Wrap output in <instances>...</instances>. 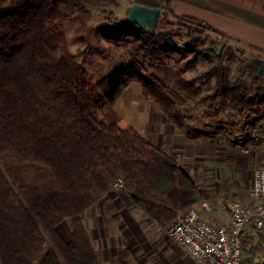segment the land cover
<instances>
[{"label": "trees", "instance_id": "1", "mask_svg": "<svg viewBox=\"0 0 264 264\" xmlns=\"http://www.w3.org/2000/svg\"><path fill=\"white\" fill-rule=\"evenodd\" d=\"M71 1L0 0V264H100L83 217L118 180L132 203L161 229L199 198L191 175L129 125L116 107L121 92L137 81L169 123L196 139L173 103V97L181 99L141 67L127 65L93 81L66 42L58 41ZM116 1L90 0L95 7ZM163 8L157 28L186 30L187 44H174L170 32L131 21L113 24L109 39L129 43L133 53L156 67L171 55L197 54L206 31L228 36L207 20L177 15L170 0ZM166 14L194 20L195 28L172 24ZM214 58L199 75L204 80L212 76L214 86L199 102L222 101L248 117L244 126L250 127L254 107H260L255 121L263 118V88L230 80L224 63L234 58L231 52L220 51ZM176 84L185 97L200 92L186 79ZM260 131L264 134V125ZM64 220L72 225L68 240L57 229ZM241 248H246L244 239ZM254 251L248 253L249 262L242 256L241 264H257ZM128 255L121 250L118 263L131 264Z\"/></svg>", "mask_w": 264, "mask_h": 264}, {"label": "rangeland", "instance_id": "2", "mask_svg": "<svg viewBox=\"0 0 264 264\" xmlns=\"http://www.w3.org/2000/svg\"><path fill=\"white\" fill-rule=\"evenodd\" d=\"M76 1L72 0L67 5L68 17L63 21V36L58 40L59 43L66 42L93 81L103 78L115 69L131 65L135 68L141 67L144 74L155 77L175 92L181 100L175 101L172 96L173 103L181 113L183 122L203 140L202 143L199 142L197 152L196 149L188 151L192 155L189 154L190 158L183 160V166L194 180L199 196L189 208H195L210 223H225L232 204L250 203L249 191L253 173L264 164V134L260 131V126L264 125V115L262 119L255 121V111L260 110V107H254V112H249L251 116H255L251 119L254 124L246 127L244 119L248 117L223 106L222 101L199 102L204 95L211 93L215 83L212 76L204 80L199 75L206 71L209 61H215L214 54L220 51L225 54L231 52L234 58L227 59L224 63L230 80L243 79L247 86L261 87L264 90V86L258 85L260 82L255 74L245 72L244 53L248 41H238L218 32L206 31L201 35L202 45L195 47L197 54L183 57L171 55L164 65L154 67L144 62L139 54L133 53L129 43L109 39L113 34V24L129 23L127 10L130 5L138 2L117 0L114 5L95 7L90 0H80L78 3ZM159 9L166 10L163 6H159ZM164 16L172 24L178 23L191 30L195 28L194 20L189 18H177L170 14ZM154 31L170 32L169 40L179 46L190 41L183 29L172 26L157 28L156 25ZM178 78L186 79L197 87L200 90L198 96L185 97L184 91L177 87ZM144 93L146 94L141 85L133 81L121 92L116 102L119 114L129 118L130 123L126 119L125 121L143 135L150 130L148 115H153L152 111L162 112ZM184 97L185 101L182 102ZM176 128L186 136L185 130ZM195 130H200V134ZM198 138L190 140L195 142ZM122 190L123 188L114 186L112 197L100 209L94 207L91 213L83 217V222L89 225L93 244L98 249L100 264H119L117 257L120 251L116 257L111 256L109 247L115 246L119 250L123 248L122 245H129L133 250L128 260L131 264H194L173 243L166 228L161 229L145 216L127 199ZM71 230L69 220L60 223L59 231L66 240L69 239ZM244 242L246 248L242 249L243 260L249 262V256L252 255L248 253L255 249L253 262L264 264V240L260 234L254 229L248 230Z\"/></svg>", "mask_w": 264, "mask_h": 264}, {"label": "crops", "instance_id": "3", "mask_svg": "<svg viewBox=\"0 0 264 264\" xmlns=\"http://www.w3.org/2000/svg\"><path fill=\"white\" fill-rule=\"evenodd\" d=\"M132 1L147 6L162 7L164 5V0ZM170 7L179 16H197L209 21L217 29L226 32L230 38H235L238 41H248L244 53L246 58L245 72L246 74H255L260 82L258 85L264 86V0H170ZM152 113L154 114L148 115L150 130L144 133V136L154 146L162 148L167 156L173 157L176 163L190 174L188 169L183 166V160L184 158H190V155H192L188 151L196 149L197 152L199 142L203 141L202 138L200 137L194 142L188 139L184 133L179 132L174 124L169 123L162 112L152 111ZM121 115L129 122V118L124 117L123 114ZM195 131L200 134V130ZM121 192L126 194L123 190ZM109 197H112L111 192L106 194L86 214H89L94 207L100 209ZM127 199H130L128 195ZM86 214L84 217H86ZM59 225L57 227L58 231ZM85 226L89 232V225L85 224ZM251 229L253 230L252 225H247L245 234ZM62 237L66 240L63 235ZM122 247L119 250L115 246L109 247L110 255L116 257L119 251L126 250L128 256H131V251H133L131 246L122 245ZM94 248L99 262H101L96 245H94ZM102 254H104L103 251Z\"/></svg>", "mask_w": 264, "mask_h": 264}, {"label": "built area", "instance_id": "4", "mask_svg": "<svg viewBox=\"0 0 264 264\" xmlns=\"http://www.w3.org/2000/svg\"><path fill=\"white\" fill-rule=\"evenodd\" d=\"M114 186L122 188L123 183L118 180ZM249 199L250 204H232L228 220L220 224L188 208L166 226L167 235L194 264H241L246 226L252 224L264 235V164L253 173Z\"/></svg>", "mask_w": 264, "mask_h": 264}, {"label": "water", "instance_id": "5", "mask_svg": "<svg viewBox=\"0 0 264 264\" xmlns=\"http://www.w3.org/2000/svg\"><path fill=\"white\" fill-rule=\"evenodd\" d=\"M159 13L160 9L157 6L133 3L127 10V18L137 26L154 30L157 25Z\"/></svg>", "mask_w": 264, "mask_h": 264}]
</instances>
